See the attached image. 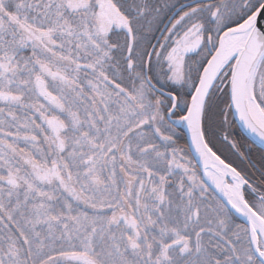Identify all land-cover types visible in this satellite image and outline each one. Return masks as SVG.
<instances>
[{"label": "snow or ice", "instance_id": "6c2138e0", "mask_svg": "<svg viewBox=\"0 0 264 264\" xmlns=\"http://www.w3.org/2000/svg\"><path fill=\"white\" fill-rule=\"evenodd\" d=\"M0 264H264V0H0Z\"/></svg>", "mask_w": 264, "mask_h": 264}]
</instances>
